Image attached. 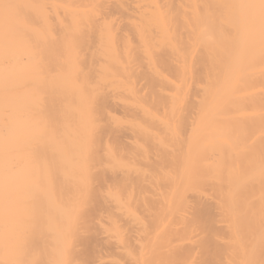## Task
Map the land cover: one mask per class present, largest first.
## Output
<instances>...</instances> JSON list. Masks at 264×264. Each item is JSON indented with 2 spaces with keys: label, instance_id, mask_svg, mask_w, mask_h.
Here are the masks:
<instances>
[{
  "label": "bare ground",
  "instance_id": "bare-ground-1",
  "mask_svg": "<svg viewBox=\"0 0 264 264\" xmlns=\"http://www.w3.org/2000/svg\"><path fill=\"white\" fill-rule=\"evenodd\" d=\"M258 0H0V264H264Z\"/></svg>",
  "mask_w": 264,
  "mask_h": 264
},
{
  "label": "snow or ice",
  "instance_id": "snow-or-ice-1",
  "mask_svg": "<svg viewBox=\"0 0 264 264\" xmlns=\"http://www.w3.org/2000/svg\"><path fill=\"white\" fill-rule=\"evenodd\" d=\"M241 7H246V8H250V9H258L261 20H262V22H264V0H258V3L252 2V3L246 4V5H241Z\"/></svg>",
  "mask_w": 264,
  "mask_h": 264
}]
</instances>
